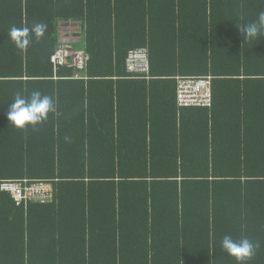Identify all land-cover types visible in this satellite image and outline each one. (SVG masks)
Wrapping results in <instances>:
<instances>
[{
    "label": "trees",
    "instance_id": "trees-1",
    "mask_svg": "<svg viewBox=\"0 0 264 264\" xmlns=\"http://www.w3.org/2000/svg\"><path fill=\"white\" fill-rule=\"evenodd\" d=\"M264 0H0V264H235L224 236L264 264ZM61 23L85 39L60 43ZM45 26L20 52L9 29ZM74 44L85 72H54ZM80 44L82 45L80 46ZM80 47V48H78ZM147 48L150 74L127 73ZM79 75L82 79L79 78ZM211 78V108H181L178 80ZM55 111L15 129L19 93ZM5 183L51 184L17 202Z\"/></svg>",
    "mask_w": 264,
    "mask_h": 264
},
{
    "label": "clouds",
    "instance_id": "clouds-1",
    "mask_svg": "<svg viewBox=\"0 0 264 264\" xmlns=\"http://www.w3.org/2000/svg\"><path fill=\"white\" fill-rule=\"evenodd\" d=\"M236 27L244 41L248 39H264V11L258 12L256 22L241 27L236 22ZM45 26L36 24L28 27H11L9 39L13 45L24 52L32 42L33 36L36 39L44 35ZM55 111V103L48 95H42L40 91H33L30 97L25 98L19 93L7 108L6 119L15 129L22 130L26 126L36 127L48 119L49 113ZM221 249L228 257L235 261V264H248L254 257L256 247L249 238L233 239L231 236H224L220 242Z\"/></svg>",
    "mask_w": 264,
    "mask_h": 264
},
{
    "label": "built area",
    "instance_id": "built-area-1",
    "mask_svg": "<svg viewBox=\"0 0 264 264\" xmlns=\"http://www.w3.org/2000/svg\"><path fill=\"white\" fill-rule=\"evenodd\" d=\"M89 55L85 51L60 46L51 58L54 72L60 67L68 66L75 68L78 72H85ZM127 73L139 78H147L150 74V56L147 48L131 50L127 57ZM79 78L82 79L79 75ZM178 80V105L181 108H211L213 104L211 78L177 79ZM3 190L12 192L17 202L23 198L36 196L43 202L51 199V184L34 185V188H24L23 183H5Z\"/></svg>",
    "mask_w": 264,
    "mask_h": 264
},
{
    "label": "crops",
    "instance_id": "crops-1",
    "mask_svg": "<svg viewBox=\"0 0 264 264\" xmlns=\"http://www.w3.org/2000/svg\"><path fill=\"white\" fill-rule=\"evenodd\" d=\"M61 24H63V23H61ZM61 24L59 27L60 43L63 42L64 40L68 39V40H76L77 42L83 44V40L85 39V35L83 33V27H82L81 23H76L77 26H69L67 29H65L64 26ZM67 34L69 35L68 38H67Z\"/></svg>",
    "mask_w": 264,
    "mask_h": 264
},
{
    "label": "water",
    "instance_id": "water-1",
    "mask_svg": "<svg viewBox=\"0 0 264 264\" xmlns=\"http://www.w3.org/2000/svg\"><path fill=\"white\" fill-rule=\"evenodd\" d=\"M61 25H63L64 26V28L65 29H67L69 26H77V24L76 23H63V24H61ZM67 31V30H66ZM69 37V35L67 34V38ZM64 43H70V42H76V40H68V39H66V40H64L63 41Z\"/></svg>",
    "mask_w": 264,
    "mask_h": 264
},
{
    "label": "rangeland",
    "instance_id": "rangeland-1",
    "mask_svg": "<svg viewBox=\"0 0 264 264\" xmlns=\"http://www.w3.org/2000/svg\"><path fill=\"white\" fill-rule=\"evenodd\" d=\"M82 44H80V46H81ZM64 46H66V47H68V48H75V45L74 44H65ZM82 47H83V45H82ZM78 48H80V47H78Z\"/></svg>",
    "mask_w": 264,
    "mask_h": 264
}]
</instances>
